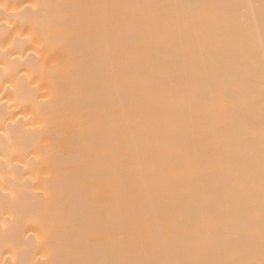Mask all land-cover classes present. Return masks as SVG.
Returning <instances> with one entry per match:
<instances>
[{"label":"bare ground","instance_id":"bare-ground-1","mask_svg":"<svg viewBox=\"0 0 264 264\" xmlns=\"http://www.w3.org/2000/svg\"><path fill=\"white\" fill-rule=\"evenodd\" d=\"M0 264H264V0H0Z\"/></svg>","mask_w":264,"mask_h":264}]
</instances>
